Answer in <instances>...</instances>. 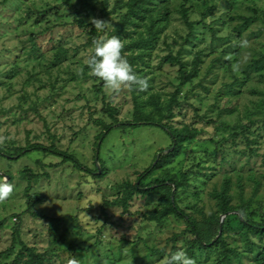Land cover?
<instances>
[{
  "label": "rangeland",
  "instance_id": "1",
  "mask_svg": "<svg viewBox=\"0 0 264 264\" xmlns=\"http://www.w3.org/2000/svg\"><path fill=\"white\" fill-rule=\"evenodd\" d=\"M103 2L0 0V136L7 137L0 148L53 145L90 171L38 151L0 155V175L14 184L11 197L0 202V264H10L22 246L41 254L43 264H67L73 256L81 264H161L170 252L186 250L193 236L185 221L173 214L158 218L163 192L120 202L124 184L166 153L169 137L155 127H116L98 140L104 125L131 120L134 96L154 95L163 107L174 99L168 124L195 132L142 185L183 181L174 188L176 203L211 242L218 235L210 223L218 214L215 193L225 183L229 207L264 220V0H141L139 18L129 15L127 0ZM90 18L112 23L115 31L107 35L124 42L122 55L148 78L147 91L133 87L114 95L89 74L85 60L93 40L104 35ZM242 37L248 49L237 47ZM245 53L249 59L233 73L232 63ZM196 59L198 74L180 84L177 61L190 70ZM108 107L118 113L109 116ZM24 169L40 177L29 179ZM27 187L39 198L30 210ZM228 227L225 244L240 255L228 264H257L264 231L246 238L234 223ZM216 254L194 260L219 264Z\"/></svg>",
  "mask_w": 264,
  "mask_h": 264
},
{
  "label": "trees",
  "instance_id": "2",
  "mask_svg": "<svg viewBox=\"0 0 264 264\" xmlns=\"http://www.w3.org/2000/svg\"><path fill=\"white\" fill-rule=\"evenodd\" d=\"M69 0H65L68 4ZM141 0H127L126 6L129 8L128 13L130 16L134 18H139V10ZM107 0H104L103 6H106ZM104 9V8H103ZM102 9L103 14H106ZM182 19L185 23L190 27V23L187 19V10L184 8L180 11ZM165 15V13L163 14ZM198 53V52H197ZM174 60V59H173ZM179 63V74H180V84H185L191 78H195L198 74V63L201 60L196 59V63L192 65V69H186L180 61ZM134 96L133 98V111L132 118L128 122L120 123L116 121L114 124L104 125V130L101 135L98 136L99 142H101L105 136L116 127H124V128H136V127H155L159 128L163 131L170 139L171 144L166 149V153L164 151L159 152L157 157L151 163V165L145 169L143 172L138 173L137 179L134 183L128 184L125 183V196L121 199V203H125V200L130 198L133 194H147L148 192H163L165 196L166 206L159 213L158 218H162L167 214H173L177 218H180L185 221L187 228L190 234L193 236L192 241L188 244L186 248V252L189 257L193 259H197L199 256L210 257L213 254H216L217 263L219 264H228L230 263L231 257H235L239 259V254L227 247L224 241V235L226 230L229 228L228 225L230 223H234L236 228L242 231L243 235L247 238L248 234L262 235L264 231V220L259 223L249 216L248 213L244 211L243 207L233 208L229 207L230 197L227 195L228 184L225 183L220 192L215 193V198L218 200V214L214 216V220L210 223L214 224L216 227L217 238L214 242L207 240L201 233V228L198 223L186 213H184L177 205L175 200V192L174 188L183 185V181L176 182L175 180H160L155 184L142 185V181L152 174L154 171L161 168V166L171 162V160L179 154V149L182 147L184 142L190 141L194 138L195 132L188 129V127H182L181 129L173 128L168 121L172 119L173 115V105L176 106L174 99H172L168 104L161 106L159 104V100L154 96L150 95L146 101L138 100ZM150 107L149 110H146L147 106ZM165 108V109H164ZM105 112L108 113L109 116L114 117L118 113L117 110L108 107L105 109ZM97 150L99 148V144L96 146ZM96 150V151H97ZM33 151H38L43 154L53 155L55 157L61 158V162H70L74 165L75 168L84 171L90 172L86 167L81 165L72 155H69L65 151H61L57 149L53 145L43 146L40 144H27L24 147H17L13 149V152H6L4 149L0 148V155L7 156L9 159L11 158H20L24 155H27ZM97 154V152H96ZM95 162L99 163V159L95 156ZM98 169H96L97 171ZM24 174L28 175L29 179L38 180L40 177L38 174H32L30 170L24 169ZM95 175V174H92ZM28 187L25 192L28 195ZM34 195H28L27 203L28 210L32 208V203L38 201ZM230 229V228H229ZM17 254L14 256L10 264H43L44 257L41 254L35 253L32 248H27L26 246H22ZM254 261L257 264H264V250L257 251L254 253Z\"/></svg>",
  "mask_w": 264,
  "mask_h": 264
},
{
  "label": "clouds",
  "instance_id": "3",
  "mask_svg": "<svg viewBox=\"0 0 264 264\" xmlns=\"http://www.w3.org/2000/svg\"><path fill=\"white\" fill-rule=\"evenodd\" d=\"M222 11L221 9L220 12ZM220 12L216 15H219ZM212 19L213 17H208L209 21ZM89 23L94 26L97 32L104 33L93 40V53L85 60V64L90 70L89 74L103 81L105 89L114 95H118L122 89L133 87L140 92L147 91L150 87L148 78L139 76L126 57L122 55L124 42L117 35H107L109 31H115L112 23L98 18H90ZM236 45L241 49H248L250 41L246 37H242L236 42ZM226 59H231V57H226ZM248 59L249 55L245 53L241 59L232 63V72H240ZM6 139L7 137L0 136V144H3ZM13 191L14 184L6 176L0 175V202L10 198ZM67 264H81V262L73 256L67 261ZM161 264H196V261L189 257L185 250L177 249L165 255Z\"/></svg>",
  "mask_w": 264,
  "mask_h": 264
}]
</instances>
